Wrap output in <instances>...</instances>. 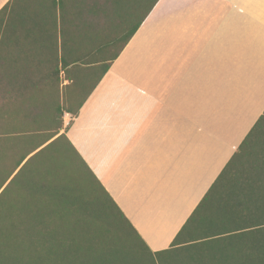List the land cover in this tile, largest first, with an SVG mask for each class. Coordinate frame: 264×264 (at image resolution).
I'll return each instance as SVG.
<instances>
[{"label":"crops","instance_id":"crops-1","mask_svg":"<svg viewBox=\"0 0 264 264\" xmlns=\"http://www.w3.org/2000/svg\"><path fill=\"white\" fill-rule=\"evenodd\" d=\"M11 0H0V10ZM0 24V113L48 63ZM67 81L63 82V85ZM26 85V83H25ZM264 113V0H159L67 135L153 251L167 249ZM64 129L62 131H64Z\"/></svg>","mask_w":264,"mask_h":264},{"label":"trees","instance_id":"trees-1","mask_svg":"<svg viewBox=\"0 0 264 264\" xmlns=\"http://www.w3.org/2000/svg\"><path fill=\"white\" fill-rule=\"evenodd\" d=\"M158 1L11 0L0 10V24L27 18L36 29L24 35L51 44L48 63L22 81L28 93L0 113V264H144L140 249L152 264H264V113L159 251L64 129V111H79Z\"/></svg>","mask_w":264,"mask_h":264},{"label":"rangeland","instance_id":"rangeland-1","mask_svg":"<svg viewBox=\"0 0 264 264\" xmlns=\"http://www.w3.org/2000/svg\"><path fill=\"white\" fill-rule=\"evenodd\" d=\"M86 83H88V81L85 82L80 89H77V90L74 89L75 91L72 89V93L75 94L74 97H77V98L81 99L85 95ZM68 94H69V90H66V92H65V98H66L65 99V105H66V108H68ZM127 252H128L129 255H131L130 257L133 258L134 253H135L133 251V249H131L130 247H127ZM139 253H140V256H138V258L142 259L144 264H152V259L150 258V256L145 251H142L140 249Z\"/></svg>","mask_w":264,"mask_h":264}]
</instances>
